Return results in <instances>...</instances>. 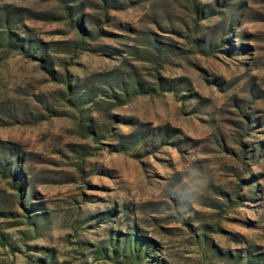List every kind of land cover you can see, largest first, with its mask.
Segmentation results:
<instances>
[{
  "label": "rangeland",
  "instance_id": "1",
  "mask_svg": "<svg viewBox=\"0 0 264 264\" xmlns=\"http://www.w3.org/2000/svg\"><path fill=\"white\" fill-rule=\"evenodd\" d=\"M0 264H264V0H0Z\"/></svg>",
  "mask_w": 264,
  "mask_h": 264
}]
</instances>
